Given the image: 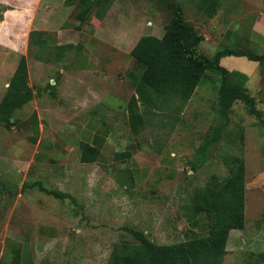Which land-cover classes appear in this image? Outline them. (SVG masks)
<instances>
[{
    "label": "rangeland",
    "instance_id": "374dc122",
    "mask_svg": "<svg viewBox=\"0 0 264 264\" xmlns=\"http://www.w3.org/2000/svg\"><path fill=\"white\" fill-rule=\"evenodd\" d=\"M166 1L183 5L186 19L201 34L207 33V28L215 20L213 24L218 21L225 27L238 22L236 29L242 30L246 36L250 32V22L252 19L255 21L253 16L264 15V0H221L222 5L213 19L197 8L195 0ZM34 2L35 0H0V104L20 59L25 54L23 46L32 28V21L35 19L33 29L59 27L64 22H75L76 6L74 12H65L64 5L55 2L51 8L57 6L54 9L56 12H50L46 11L44 5L38 9ZM171 18L172 11L161 0H114L108 14L101 21L102 27L108 24L114 26L118 37L127 34L130 40H137L144 35L162 37ZM94 20L100 21L96 18ZM103 30L108 31L105 28ZM252 39L255 46L249 51L257 53L263 43L258 38ZM119 41L117 51L121 57L118 58L117 71L127 74L128 71L120 66H124L130 45L123 38ZM240 43L231 37L220 46L217 43H202L201 49L213 56L219 50L232 49L235 44L239 46ZM16 45L19 48L17 52ZM241 47L247 50L246 46ZM51 52L53 51L49 48H29L27 56L32 68L39 56ZM126 82L128 85V81ZM208 83L202 80L199 85L207 86ZM31 106L15 113V119L24 120L31 113ZM234 112L235 124L231 123L232 129L238 128L236 123L240 125L242 122H251L254 118L245 103H237ZM199 120L196 109L186 105L176 123L179 126V139L176 143L180 145V149L183 150L185 146L188 149L194 147L191 143L194 134L189 127ZM219 123L218 119L214 120L212 127ZM202 127L206 129L208 125ZM170 129L169 127L164 133ZM258 132L260 135L264 129L253 128L246 131V136ZM22 133L20 124L9 129L0 125V264L11 262V249H16L19 253L21 264L26 258L32 264H106L115 244L124 239H135L133 230L146 231L151 240L159 245L185 241L191 236L189 231L190 224L192 225L187 219L192 213L186 206L200 201L202 188L212 182L214 177L224 181L229 175L221 160L223 154L227 152L240 155L243 151L245 158L244 147L241 150L240 145L231 148L221 145L213 151L208 165L193 172L192 156L182 152L176 158L179 165L176 162L174 166L164 165L161 168L164 169L163 172L153 176L155 181L162 175L165 177L160 181L159 187L148 186L138 191L133 189L130 199H123L126 203L121 204L117 201L122 200L113 197L109 199L111 203L104 205L108 198L102 197L100 203L96 204L97 196L91 189L95 186L93 177L89 178L87 188H81L77 183L70 187L66 182L59 183L51 177V171L46 169L49 162L30 165L36 146L34 142L24 139ZM153 133V129L149 131L150 135ZM255 152L246 156V227L243 231L231 232L223 264H264V160L257 164ZM38 179H42L49 189L79 195L76 199L80 203L71 204L69 199L61 200L38 189L24 188V184ZM111 190L112 188L107 187L100 192L105 195ZM216 190L217 188L212 189V196ZM94 200L96 201L93 202ZM105 208L110 210L107 215L104 213ZM197 223L195 232L207 235L205 220L200 217Z\"/></svg>",
    "mask_w": 264,
    "mask_h": 264
},
{
    "label": "crops",
    "instance_id": "0c3cea01",
    "mask_svg": "<svg viewBox=\"0 0 264 264\" xmlns=\"http://www.w3.org/2000/svg\"><path fill=\"white\" fill-rule=\"evenodd\" d=\"M75 1L35 0L34 3L38 9L44 5L46 11L56 12L54 9L57 6L52 9V4L61 2L65 12H74ZM253 18L255 21L252 19L250 25L248 24L250 32L246 33V36L242 30L236 29L238 22H232L230 27H225L218 21L213 24L215 20H212L207 28V33L203 34L205 36L203 43L206 45L217 43L220 46L232 37L237 39V42H241V45L235 44L232 49L246 46V49L251 50L255 46L253 37L263 43L256 54H263L264 15L262 14V17L253 16ZM34 20L31 24L32 28L25 38V46H23L26 50L23 56L27 58L28 62L29 84L34 90V98L27 106L32 105L33 109L20 123L24 139L34 142L36 146L33 149V160L30 165L49 162L46 169L51 171V177L59 183L66 182L70 187L77 183L81 188H87L89 178L93 177L95 186L91 189L97 196V201L93 202L96 201V204H99L100 199L105 197L108 200L106 203L103 201L102 203L107 205L111 203L109 199H113V197L122 200L117 201L121 204L126 203L124 200L130 199L129 195L133 193V189L138 191L148 186L159 187L160 181L165 177L162 175L155 181L153 176H158L159 172H163L164 169L161 168L164 165L174 166L175 162L176 165H179L176 158H179L182 152H187L186 155L192 156L191 162L194 161V158L199 154L200 146L208 139L213 121L217 119L221 121L216 109L220 84V77L216 72L210 71L205 74L202 80L209 83L202 87L198 85L187 104V106L196 109V116L200 120L189 127L190 132L192 131L194 134L191 141L194 147L188 149L185 146L182 150L176 143L179 139V126L174 123L175 116L170 117L169 111H149L144 108L134 89L130 86L127 74L134 70L142 71L131 56L133 48L141 37L137 40H130L127 34L118 37L114 26L111 27L108 24V26L102 27L103 21L95 22L94 19L90 25L84 26L80 31L75 29V26L78 25L76 21L71 24L64 22L59 27H36L33 29ZM242 24L245 23L242 22ZM215 25L218 27L216 28ZM103 28L108 31H104ZM33 31L46 32L48 43L52 48L66 45L79 47L60 54L51 52L39 56L34 63V70L27 56L30 48L29 37ZM122 38L129 41L130 45L124 66H120L128 71L127 74L121 71L123 75L117 71L118 58L121 57L117 47ZM18 49L16 45V52L19 51ZM222 50H226V48ZM220 65L232 74V80L236 85L243 86L256 100L257 108L262 113L264 120V64L247 57L227 56L221 59ZM126 81H128V85ZM236 106L237 103L233 106L227 131L232 129L231 123L236 115L234 112ZM233 123L235 124V122ZM236 124L238 127H242L245 133V162L246 156L256 151L254 153L256 158L254 155L252 156L256 163L260 164L264 160V132L260 135L258 132L255 135L246 136V131L253 128L264 129V126L255 118L251 122ZM203 125H208V127L204 129ZM169 127L171 129L164 133ZM152 129L154 133L150 135L149 131ZM82 142L90 144L100 151L96 162L82 163ZM125 152H131V158L116 159L117 154ZM212 154L213 151L210 156ZM208 164L207 161L203 167ZM255 171L262 173L256 169ZM229 177L230 174L226 179ZM37 182H41L42 187L50 191L69 194L75 199L79 197V195L71 194L72 192L49 189L44 185L42 179L29 183L28 185L31 186L29 188L46 193L41 190V186H34ZM220 182L223 181L214 177L212 182L202 188V192L212 186V183ZM107 187L112 190L102 195L101 189ZM76 202L77 205L80 203L77 199ZM81 203L83 202L81 201ZM104 213L107 215L110 210L105 208ZM195 228L194 231H196ZM145 233L147 232L145 231ZM9 252H11V255L9 254L11 258L9 264H11L16 249H11Z\"/></svg>",
    "mask_w": 264,
    "mask_h": 264
},
{
    "label": "trees",
    "instance_id": "16d2710c",
    "mask_svg": "<svg viewBox=\"0 0 264 264\" xmlns=\"http://www.w3.org/2000/svg\"><path fill=\"white\" fill-rule=\"evenodd\" d=\"M195 1L197 8L211 19L217 15L222 5L221 0ZM161 2L172 11V18L162 37L144 35L140 38L131 56L142 71H131L127 77L144 108L149 111H169L170 117L175 116L176 124L205 74L214 71L219 75L216 109L221 121L219 125L212 127L207 141L200 146L199 154L192 162V171L198 172L209 160L210 153L221 144L228 148L240 145L243 150L245 133L242 127L227 131L235 103H245L250 114L264 126L263 115L257 108L256 100L243 86L236 85L232 74L220 65L221 59L227 56L247 57L264 64V53H250L249 49L240 48L222 50L213 57H208L201 49L205 36L186 19L183 5L166 0ZM113 3L114 0H76L75 21L78 25L75 29L82 30L94 18L103 20ZM0 19L2 20L1 15ZM47 35L41 31L31 32L30 48H49L60 54L79 47L66 45L52 48ZM33 92L29 84L27 58L23 56L0 104V125L8 129L19 125L21 120L15 119V113L33 100ZM81 150L82 163L90 164L98 160L100 151L94 146L82 142ZM131 156V152H125L115 157L123 160ZM221 160L230 177L218 184L212 183V186L200 193V201L186 206L192 213L187 218L192 223L188 239L175 244L159 245L145 231L133 230L135 239H124L115 244L106 264H223L231 232L243 231L246 227L247 175L243 151L240 155L226 152ZM38 185L42 191L57 199L69 198L72 204L77 205L76 199L69 194L45 189L41 182L34 184ZM26 187L31 186L26 184L24 188ZM213 188L217 190L212 196ZM200 217L206 222L208 233L205 236L194 231ZM19 259V253L14 252L12 264H21ZM23 264L32 263L26 258Z\"/></svg>",
    "mask_w": 264,
    "mask_h": 264
}]
</instances>
